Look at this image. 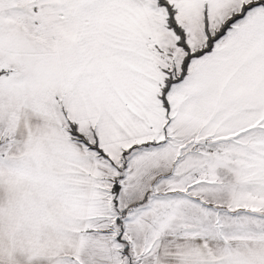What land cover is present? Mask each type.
Listing matches in <instances>:
<instances>
[{"label":"snow or ice","instance_id":"1","mask_svg":"<svg viewBox=\"0 0 264 264\" xmlns=\"http://www.w3.org/2000/svg\"><path fill=\"white\" fill-rule=\"evenodd\" d=\"M0 264H264V0H0Z\"/></svg>","mask_w":264,"mask_h":264}]
</instances>
